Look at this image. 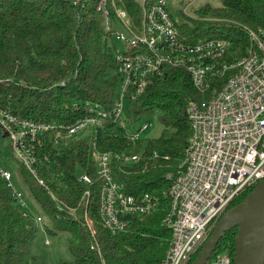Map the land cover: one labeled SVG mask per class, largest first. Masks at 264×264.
Listing matches in <instances>:
<instances>
[{
  "label": "trees",
  "instance_id": "obj_1",
  "mask_svg": "<svg viewBox=\"0 0 264 264\" xmlns=\"http://www.w3.org/2000/svg\"><path fill=\"white\" fill-rule=\"evenodd\" d=\"M100 2L85 0L74 6L68 0H0V107L25 119L70 123L84 116L77 107L87 101L106 110L113 106L120 92L119 47L104 27ZM112 2L127 11L133 25L140 23L142 0H107L113 28L121 29ZM177 25L190 44L215 38L230 41V57L238 59L249 47L246 29L264 26V0L205 5L195 11V17H185ZM164 72L163 77H151L145 92L127 102L125 110L128 125L159 113L164 132L158 139L131 141L124 129L106 123L95 136L76 135L59 146L48 142L42 151L48 159H39L38 169L44 185L19 161L18 170H11L20 189L31 195V204L49 219L44 230L56 237L68 234L71 258L62 264H164L171 242V231L163 224L169 212L167 175L179 171L191 136L187 101L203 99L186 69L167 67ZM106 151L139 155V162L116 173L126 193H148L159 200L152 214L130 217V224L117 234L104 225L100 215L101 181L96 165ZM83 173L91 184L79 180ZM254 187L233 201L227 212ZM34 218L24 215L0 175V264L44 263L36 246L40 228ZM236 233L237 229L226 232L214 255H233Z\"/></svg>",
  "mask_w": 264,
  "mask_h": 264
},
{
  "label": "built area",
  "instance_id": "obj_2",
  "mask_svg": "<svg viewBox=\"0 0 264 264\" xmlns=\"http://www.w3.org/2000/svg\"><path fill=\"white\" fill-rule=\"evenodd\" d=\"M68 1L78 6L85 0ZM106 2L101 0L98 6L104 27L123 46L116 53L120 92L113 106L106 110L87 101L77 107L84 116L70 123L25 119L0 107V137L9 138L15 158L44 185L38 169L48 142L59 146L76 135L95 136L106 123L116 125V130L124 129L129 140L140 141V133L149 124L129 133L126 103L134 102L145 92L151 77H163L165 68L186 69L203 99L187 101L192 132L179 171L167 175L169 212L163 224L171 231L164 264H187L230 204L264 178V26L246 29L249 47L242 57L231 59L232 44L226 39L185 42L168 9V0H142L138 25H133L125 9L112 2L121 29L111 26ZM44 159L47 161L46 155ZM139 160L137 154L111 151L98 158L100 215L113 234L123 231L130 224V217L150 215L158 207L156 196L126 193L116 173ZM0 175L24 215H34L13 172L0 168ZM79 180L92 183L84 173ZM90 194V190L86 191L87 196ZM34 217L37 225L43 221L41 215ZM89 227L92 229L93 223ZM206 264H234L233 255L213 254Z\"/></svg>",
  "mask_w": 264,
  "mask_h": 264
},
{
  "label": "water",
  "instance_id": "obj_3",
  "mask_svg": "<svg viewBox=\"0 0 264 264\" xmlns=\"http://www.w3.org/2000/svg\"><path fill=\"white\" fill-rule=\"evenodd\" d=\"M237 229L234 264H264V178L218 221L191 264H206L226 232Z\"/></svg>",
  "mask_w": 264,
  "mask_h": 264
},
{
  "label": "rangeland",
  "instance_id": "obj_4",
  "mask_svg": "<svg viewBox=\"0 0 264 264\" xmlns=\"http://www.w3.org/2000/svg\"><path fill=\"white\" fill-rule=\"evenodd\" d=\"M223 0H168V9L175 21L181 23L184 18L195 17V11L205 5L212 7H219L222 5ZM117 44V43H116ZM117 47H123L122 44H117ZM159 113H151L141 117L135 125H128L127 131L129 133L135 132L139 127L148 123L149 125L140 133V140L147 142L151 139H158L164 132V127L161 124ZM0 167H7L8 169L16 172L18 170V160L15 158L13 150L10 146V140L6 137H0ZM24 198L28 203L30 213L34 215H42L43 221L38 223L39 235L37 238V249L42 254L43 264H62L63 261L71 258L68 249L66 238L68 234L56 237L48 234L44 230V226L49 222L38 207L31 204V195L26 191ZM48 240V243L46 241Z\"/></svg>",
  "mask_w": 264,
  "mask_h": 264
}]
</instances>
